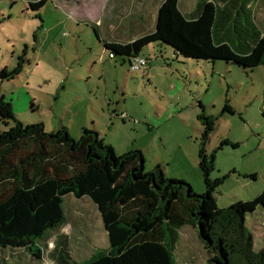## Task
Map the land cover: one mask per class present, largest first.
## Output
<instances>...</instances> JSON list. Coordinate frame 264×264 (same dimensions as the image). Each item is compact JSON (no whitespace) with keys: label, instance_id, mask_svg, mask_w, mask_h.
<instances>
[{"label":"rangeland","instance_id":"374dc122","mask_svg":"<svg viewBox=\"0 0 264 264\" xmlns=\"http://www.w3.org/2000/svg\"><path fill=\"white\" fill-rule=\"evenodd\" d=\"M40 1L0 0V95L18 121L40 122L45 132L63 126L74 140L82 128L96 131L117 156L140 150L145 173L158 164L166 178L188 183L199 195L204 192L197 166L200 104L216 119L208 151L225 139L238 144L216 152L212 178L228 175L214 194L217 207L263 194V67L243 71L224 63L176 61L168 54L160 59L150 45L141 53L148 61L145 71L132 72L126 63L110 59L104 44L112 35L135 34L139 16L151 29L162 0H48L39 11L29 8ZM179 1L188 12L197 0ZM253 13L263 23L264 0L254 1ZM17 69L11 80L1 75ZM224 107L231 112H223ZM7 129L0 122V132ZM64 206L66 224L47 237L45 252L62 234L73 259L83 261L106 246L107 233L86 197H66ZM259 210L246 220L255 250L264 248ZM173 257L175 264L206 259L189 229L180 231ZM44 264L52 263L45 259Z\"/></svg>","mask_w":264,"mask_h":264},{"label":"trees","instance_id":"16d2710c","mask_svg":"<svg viewBox=\"0 0 264 264\" xmlns=\"http://www.w3.org/2000/svg\"><path fill=\"white\" fill-rule=\"evenodd\" d=\"M47 1L29 8L39 11ZM254 1L197 0L186 16L179 0H162L152 31L129 43H106L104 49L128 68L151 45L159 57L169 54L176 61L264 69V21L254 17ZM17 74L18 69L1 72L9 80ZM199 109L197 166L204 192L198 195L188 183L166 178L158 164L145 173L140 150L117 156L96 131L82 128L74 140L63 126L45 132L40 122L23 125L0 95V122L8 128L0 132V264H44L45 259L52 264H175L182 229L194 231L204 264H264V248L254 249L246 226L248 216L264 210V192L252 201L217 207L214 194L228 175L212 178L215 155L238 144L225 139L209 152L216 119L200 104ZM260 111L264 119V88ZM69 196L95 205L107 233L106 246L79 262L62 234L45 252L47 237L66 224Z\"/></svg>","mask_w":264,"mask_h":264},{"label":"crops","instance_id":"0c3cea01","mask_svg":"<svg viewBox=\"0 0 264 264\" xmlns=\"http://www.w3.org/2000/svg\"><path fill=\"white\" fill-rule=\"evenodd\" d=\"M180 2V1H179ZM194 6V5H193ZM192 10H193V7H192V9H190V11H188V12H186V11H183L182 9H181V11L187 16L190 12H192ZM155 17H156V14H155ZM144 17L142 16V18H141V16H139V18H138V22H137V30H136V32H135V34H133V35H130V33H128V34H123V33H120L118 36H110V38H109V42L108 43H121V44H125V43H129V42H131V41H133V40H135L136 38H138L143 32H149V31H152L153 29H154V24H155V20H154V24H153V27L151 28V29H146V27H145V25H144V23L143 22H141L142 21V19H143ZM132 38V39H131ZM111 41V42H110ZM150 47V46H149ZM148 47V48H149ZM151 49H156L154 46H152V48ZM156 52H157V50H156ZM157 54H158V52H157ZM169 55V54H168ZM140 57H142V58H144L141 54L139 55ZM163 57H164V55L162 56V57H159L160 59H163ZM114 60V59H113ZM125 63H127V62H125ZM148 66V65H147ZM129 69V68H128ZM69 131V130H68ZM78 136H79V134H78ZM257 210H259V208L257 209ZM256 210V211H257ZM255 213V212H254ZM253 215V214H252ZM251 216V215H250ZM250 216H248V217H250ZM247 217V218H248ZM247 220V219H246ZM183 230H185V229H182L181 231H183ZM189 230H191V229H189ZM193 233H194V231H193ZM179 234H180V232H179ZM195 234V233H194Z\"/></svg>","mask_w":264,"mask_h":264},{"label":"built area","instance_id":"2783aa9c","mask_svg":"<svg viewBox=\"0 0 264 264\" xmlns=\"http://www.w3.org/2000/svg\"><path fill=\"white\" fill-rule=\"evenodd\" d=\"M108 57L112 59V55L109 54ZM148 61L145 58L138 57L130 65L129 70L132 72H144L147 67Z\"/></svg>","mask_w":264,"mask_h":264},{"label":"water","instance_id":"95a60500","mask_svg":"<svg viewBox=\"0 0 264 264\" xmlns=\"http://www.w3.org/2000/svg\"><path fill=\"white\" fill-rule=\"evenodd\" d=\"M259 209H260L259 211H262L264 213V210L263 209H261V208H259Z\"/></svg>","mask_w":264,"mask_h":264},{"label":"bare ground","instance_id":"6f19581e","mask_svg":"<svg viewBox=\"0 0 264 264\" xmlns=\"http://www.w3.org/2000/svg\"><path fill=\"white\" fill-rule=\"evenodd\" d=\"M109 55V54H108Z\"/></svg>","mask_w":264,"mask_h":264}]
</instances>
